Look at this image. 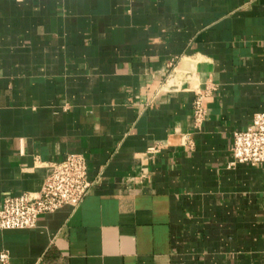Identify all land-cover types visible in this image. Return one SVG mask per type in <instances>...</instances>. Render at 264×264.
Here are the masks:
<instances>
[{"label":"crops","instance_id":"crops-1","mask_svg":"<svg viewBox=\"0 0 264 264\" xmlns=\"http://www.w3.org/2000/svg\"><path fill=\"white\" fill-rule=\"evenodd\" d=\"M260 111L264 0H0V206L69 153L93 182L0 264H264V163L227 166Z\"/></svg>","mask_w":264,"mask_h":264},{"label":"built area","instance_id":"built-area-1","mask_svg":"<svg viewBox=\"0 0 264 264\" xmlns=\"http://www.w3.org/2000/svg\"><path fill=\"white\" fill-rule=\"evenodd\" d=\"M169 77L171 81L174 75L169 74ZM214 89V84L210 83L195 91V127L199 128L204 121V99ZM159 149L160 145L152 146L147 149V153L152 155ZM231 154L228 168L239 164L264 163V111L256 112L249 126L233 133ZM50 167L51 172L38 192H23L3 198L0 206V230L34 228L41 215L55 212L64 206L75 208L89 194L93 182L87 177V162L82 154L69 153L62 160L51 163ZM6 259L7 254L1 253L0 260L5 262Z\"/></svg>","mask_w":264,"mask_h":264}]
</instances>
